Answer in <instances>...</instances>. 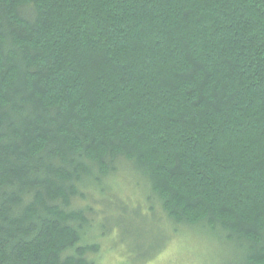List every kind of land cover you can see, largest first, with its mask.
Returning a JSON list of instances; mask_svg holds the SVG:
<instances>
[{
    "label": "trees",
    "instance_id": "1",
    "mask_svg": "<svg viewBox=\"0 0 264 264\" xmlns=\"http://www.w3.org/2000/svg\"><path fill=\"white\" fill-rule=\"evenodd\" d=\"M135 219L264 264V0H0V264Z\"/></svg>",
    "mask_w": 264,
    "mask_h": 264
},
{
    "label": "rangeland",
    "instance_id": "2",
    "mask_svg": "<svg viewBox=\"0 0 264 264\" xmlns=\"http://www.w3.org/2000/svg\"><path fill=\"white\" fill-rule=\"evenodd\" d=\"M121 182L124 180L118 178L116 192L119 195L131 196L129 183L125 181L123 188ZM121 228L114 226L109 238L96 237L95 241L100 244V251L93 256L94 264H137L153 248L159 246L160 239H163L160 226L149 227L147 224L138 223L136 219L132 223L125 222ZM126 231H128L126 243L129 248L123 242H118ZM188 232L171 236L157 255L140 264H216L219 260L217 251L221 248L205 236ZM111 242L116 243L112 249Z\"/></svg>",
    "mask_w": 264,
    "mask_h": 264
}]
</instances>
